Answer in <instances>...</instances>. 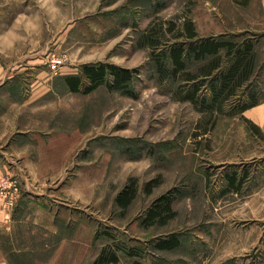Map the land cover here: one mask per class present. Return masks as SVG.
Returning a JSON list of instances; mask_svg holds the SVG:
<instances>
[{"label": "rangeland", "instance_id": "rangeland-1", "mask_svg": "<svg viewBox=\"0 0 264 264\" xmlns=\"http://www.w3.org/2000/svg\"><path fill=\"white\" fill-rule=\"evenodd\" d=\"M216 10L207 0H0V22L10 23L12 59L19 60L0 100V108L18 118L9 141L27 132L40 139L42 176L30 182L53 188L45 200L77 224L80 264H94L107 245L137 247L145 264H264V129L230 110L251 86L223 110H200L178 97L182 78L160 79L154 59L185 17L203 33L216 28ZM172 22L177 27L170 31ZM1 58L6 64L9 55L3 51ZM101 61L139 70L131 83L135 93L105 84L87 94L66 87L64 75ZM204 63L190 60L189 68L197 72ZM257 71L251 90L264 98V66ZM233 172L244 181L238 189L229 187ZM5 175L17 181L21 198L22 174ZM133 184V201L118 203ZM163 194H173V212L147 220ZM34 208L26 209L21 228L33 246L43 243L33 235ZM172 235L182 243L159 249ZM50 244L56 245L53 238ZM118 255L119 263L107 264L130 261L122 249Z\"/></svg>", "mask_w": 264, "mask_h": 264}, {"label": "trees", "instance_id": "trees-1", "mask_svg": "<svg viewBox=\"0 0 264 264\" xmlns=\"http://www.w3.org/2000/svg\"><path fill=\"white\" fill-rule=\"evenodd\" d=\"M176 27V23L172 22L169 29L175 30ZM146 36L147 39L153 37ZM173 40L167 43L169 45L162 49V53H157L154 59L161 80H184L185 85H180L177 90L181 100H190L198 109L213 112L217 109L223 110L230 101L232 103L237 101V98L241 99L251 86L247 99L239 105H230V110L233 114H241L260 102L259 90H251L254 85L252 77L258 70L255 65L258 57L255 38L244 34L201 36L192 18L185 17ZM190 60H201L205 63L199 71L194 72L189 68ZM138 71L136 68L124 67L117 63L89 62L84 64L79 72L65 75L64 81L72 92L87 94L105 84L111 90H121L130 95L135 93L131 83ZM208 86L211 91L206 94L203 88ZM228 181L231 189L240 188L244 182L236 172L228 176ZM153 182L154 180H151L147 183L148 190L153 189ZM136 191L134 184L126 186L117 196V202L128 206ZM173 201V194H163L148 209L147 220L161 219L172 213ZM181 243L182 240L177 235H172L161 239L157 246L161 250L174 249ZM121 249L130 258L127 264H145L144 252L129 245H107L94 264L119 263L121 257L118 252Z\"/></svg>", "mask_w": 264, "mask_h": 264}, {"label": "crops", "instance_id": "crops-1", "mask_svg": "<svg viewBox=\"0 0 264 264\" xmlns=\"http://www.w3.org/2000/svg\"><path fill=\"white\" fill-rule=\"evenodd\" d=\"M207 1L214 3V8L217 9L215 24L217 27L208 33H203L193 18L199 34L201 36L248 34L256 41L258 57L255 65L264 66V0ZM227 5L228 7L225 8ZM221 12H223L222 16H220ZM11 33L10 23L0 22V100L4 98L1 93L4 85L9 82L13 83L16 79L13 70L19 65L17 56L12 59V53L15 54L16 48L14 39L11 41ZM3 51L9 55L10 62L7 60L6 64L1 58ZM258 73L260 71H257L252 78L255 79ZM8 111L4 106L0 108V176L5 173H21L25 190L18 206L10 211L5 209L0 196V264H16V260L41 256L57 257L60 259L57 264H80L77 224L71 226L70 213L66 217L62 216L58 209L59 204L45 200L47 197L44 193L48 192V195H53V188L44 190L43 187L30 182V179L42 176L36 167L40 156L41 144L39 143L41 141L34 133L27 134L28 132L21 134L18 139L9 141L19 129L16 126L18 118H11ZM241 114L257 127L264 129V98ZM34 198L38 201L32 202ZM34 206V210L32 209L34 212L33 235L37 236L40 242L43 241L42 245L35 246L29 244L30 241L26 238L27 231L21 230L26 222L24 220L27 214L26 209ZM50 238L55 240L56 245H49ZM43 250H46L45 254L36 253Z\"/></svg>", "mask_w": 264, "mask_h": 264}, {"label": "built area", "instance_id": "built-area-1", "mask_svg": "<svg viewBox=\"0 0 264 264\" xmlns=\"http://www.w3.org/2000/svg\"><path fill=\"white\" fill-rule=\"evenodd\" d=\"M54 68L56 65H53ZM21 188L18 186L16 180L8 175L0 176V196L4 202V207L7 210H13L18 204L20 198Z\"/></svg>", "mask_w": 264, "mask_h": 264}]
</instances>
